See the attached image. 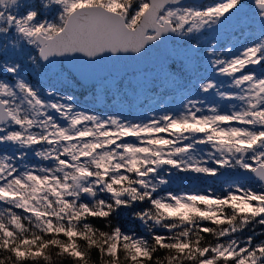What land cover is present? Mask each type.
I'll list each match as a JSON object with an SVG mask.
<instances>
[{"label":"snow or ice","instance_id":"1","mask_svg":"<svg viewBox=\"0 0 264 264\" xmlns=\"http://www.w3.org/2000/svg\"><path fill=\"white\" fill-rule=\"evenodd\" d=\"M22 7L21 0H0V70L12 77L0 79V146L16 150L0 154V264H54L53 256L61 264H264V240L240 238L250 226L264 227V187L229 185L214 198L164 187L173 169L246 173L264 186V0H252L250 15L244 0L201 7L183 0H37ZM52 7L56 18L43 19L42 9ZM245 17L258 24L259 37L238 52L215 37L200 42ZM9 39L13 52L36 51L33 64L56 57L96 63L181 39L232 89L202 77L198 91L237 103L222 111L189 99L179 114L142 122L101 117L78 110L71 96L42 95L20 75V63L9 62ZM198 145L208 150L197 155ZM29 152L38 164L25 163ZM134 208L144 235L113 224L121 209Z\"/></svg>","mask_w":264,"mask_h":264},{"label":"rangeland","instance_id":"2","mask_svg":"<svg viewBox=\"0 0 264 264\" xmlns=\"http://www.w3.org/2000/svg\"><path fill=\"white\" fill-rule=\"evenodd\" d=\"M41 3L44 0H40ZM215 0H205L200 4H186L195 7L206 6L214 3ZM245 12L251 14L252 0H244ZM37 4V0H21V11L25 7H33ZM58 15L55 7L42 9L41 16L43 19L54 20ZM251 24V26H249ZM252 36V40L244 41L247 36ZM215 37L220 43L232 48L233 53L238 52L245 45L255 41L259 37L258 24L251 23L244 18L240 23L233 21L226 26L220 28L216 32H208L200 36V42L211 40ZM5 40L0 38V62H3L5 56L3 48ZM13 41L9 39L7 45L9 51L7 58L9 62H19L21 65L20 75L33 84L43 95L45 91L51 90L57 96L73 97V104L78 110L93 113L101 117L118 116L126 121L142 122L151 116H160L163 112L164 103L171 105L167 113L179 114L183 111V106L189 99L201 101L205 107L216 105L222 111H231L232 104L235 101H220L214 95L202 94L198 91V81L202 77L214 78L222 90L232 91L229 78L215 76L213 72L208 71V60L201 53H191L188 44L181 39H171L168 45V53L166 59L160 64L149 65L142 69L127 72L121 75L107 74L100 77L96 81L88 85L76 83L72 73L62 64L58 66H49L43 62L33 64L30 57L36 56V51L29 46H25L23 51H12ZM219 51V49H218ZM259 74V67L256 68ZM0 79L12 81V77L0 70ZM84 87L85 92L77 95L73 89ZM196 93H200L195 97ZM53 97L52 99H55ZM148 106L147 109L144 106ZM137 114L143 115V118H136ZM126 115V116H125ZM164 136L166 134H160ZM133 140L134 138H127ZM187 143V141H185ZM208 149L204 145L197 146V155H203ZM14 154L16 150L12 147L7 151ZM4 154V153H0ZM25 163L38 164L39 161L29 152ZM170 183L164 187L168 188L176 194H211L222 196L229 185H243L244 187L259 190V185L255 180L249 178L233 179V173H229L224 169L220 171L227 179H220L219 184H213L210 180L214 177L197 175L193 173L177 172L171 170ZM217 177V176H216ZM216 179V178H215ZM194 182H196L194 184ZM211 183V184H210ZM193 186L187 188V186ZM5 205L0 204V208ZM126 212L127 209H121L120 212ZM130 221L125 231L144 235V229L138 220L133 219L130 214ZM258 228V226H256ZM258 228L254 231L251 226L242 235L241 240L251 235L255 242L264 240V233Z\"/></svg>","mask_w":264,"mask_h":264},{"label":"water","instance_id":"3","mask_svg":"<svg viewBox=\"0 0 264 264\" xmlns=\"http://www.w3.org/2000/svg\"><path fill=\"white\" fill-rule=\"evenodd\" d=\"M204 0H183L184 4H199ZM171 39L166 40L159 47L147 46L146 54L127 53L120 54V58L108 57L97 61L96 63H81L73 61L71 58L56 57L52 63H45L50 66L63 64L68 68L75 78L83 85H88L107 74L121 75L127 72L142 69L149 65L160 64L163 62L168 53V45ZM86 60L87 58H82ZM63 61V63H61ZM42 62V61H41ZM225 175H218L217 178H224ZM250 177L246 173H233L232 178ZM264 187V186H263Z\"/></svg>","mask_w":264,"mask_h":264},{"label":"trees","instance_id":"4","mask_svg":"<svg viewBox=\"0 0 264 264\" xmlns=\"http://www.w3.org/2000/svg\"><path fill=\"white\" fill-rule=\"evenodd\" d=\"M245 40H252V38L251 37H246V39ZM74 80H75V82L76 83H78V80L74 77ZM79 84V83H78ZM73 92H75V93H77V95H82L84 92H85V89H84V87L82 86V87H80V89H78V90H76V89H73L72 90ZM199 94L200 93H196L195 94V97H197V96H199ZM147 105L146 106H144V108L145 109H147ZM171 110L172 108H171V105L168 103V104H166V103H164V108H163V112L165 113V112H168V110ZM126 116V115H125ZM136 118H143V115H141V114H137L136 116H135ZM212 182H213V184L215 183V184H219L220 183V179H215V178H212V179H210ZM211 184V183H210ZM189 187H193V186H187V188H189ZM136 209L134 208V209H127V211L126 212H119V214L117 215V216H115V218H114V220H113V224L115 225V224H120L121 226H122V228H125V227H127L128 226V224H129V221H130V214H132V212L133 211H135ZM258 226V225H257ZM258 228L260 229L259 231L261 232V233H264V227H261V226H258ZM257 227H255V229L257 230L258 229ZM258 238V237H257ZM257 238H255L254 240H256ZM53 262H54V264H61V262L60 261H58L57 260V258L55 257V256H53ZM62 264H67V261L65 260V261H63L62 262Z\"/></svg>","mask_w":264,"mask_h":264},{"label":"flooded vegetation","instance_id":"5","mask_svg":"<svg viewBox=\"0 0 264 264\" xmlns=\"http://www.w3.org/2000/svg\"><path fill=\"white\" fill-rule=\"evenodd\" d=\"M8 149H10L9 146H0V153H4L5 151H8Z\"/></svg>","mask_w":264,"mask_h":264}]
</instances>
